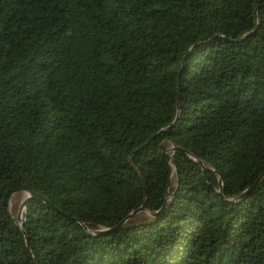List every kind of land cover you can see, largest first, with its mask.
Returning <instances> with one entry per match:
<instances>
[{
  "label": "trees",
  "instance_id": "16d2710c",
  "mask_svg": "<svg viewBox=\"0 0 264 264\" xmlns=\"http://www.w3.org/2000/svg\"><path fill=\"white\" fill-rule=\"evenodd\" d=\"M263 174L264 0H0V264H264Z\"/></svg>",
  "mask_w": 264,
  "mask_h": 264
},
{
  "label": "water",
  "instance_id": "95a60500",
  "mask_svg": "<svg viewBox=\"0 0 264 264\" xmlns=\"http://www.w3.org/2000/svg\"><path fill=\"white\" fill-rule=\"evenodd\" d=\"M256 11H257V8L255 9V18L257 17V14H256ZM177 110L179 109V94L177 95ZM176 118H177V116H176ZM176 118L174 119V121L171 123V125H169L167 128H165V129H163V130H161V131H166L167 129H169L170 127H172L173 125H174V123H175V121H176ZM169 150H171V152H176V151H178V150H181L180 148H178V147H173V146H171V148H166V149H164V151H163V153H167ZM167 159L169 160V162H170V164L172 165V167H174V162H173V159H172V155H167ZM130 161H131V159H129ZM200 164H202L201 162H200ZM264 175V174H263ZM260 179V177L257 179V181L256 182H258V180ZM221 184H222V182H221V179H219V185H220V187H221ZM256 184V183H255ZM255 184H253L252 186H250L246 191H245V193L246 192H248V191H250L251 189H252V187H254V185ZM26 193H27V197L24 199V201L22 202V204H21V206H20V213L16 216V217H13V220L19 225V227H20V229L22 230V232L24 233V238H25V244H26V248H27V250H28V252H29V255H30V257H31V259H32V261H33V264H35V262H34V260H33V255H32V253H31V250H30V245H29V239H28V237L26 236V234H25V232H24V230H23V227H22V222H23V215L21 216V210H23V212L25 211V208H26V206H27V204H28V201L29 200H31V199H36V200H40V201H42V202H44V203H47V204H49L50 206H51V203L44 197V196H42V195H40V194H37V193H35V192H30V191H26ZM11 199V198H10ZM141 211H145V202H143L142 203V205L139 207V208H137L136 210H133V211H131L122 221H121V223L119 224V225H121L122 223H124L126 220H128L130 217H132L133 215H135V214H137L138 212H141ZM153 214V213H152ZM12 215V214H11ZM118 225V226H119ZM118 226H116V227H113L112 229H99V230H93V231H90V230H88L87 229V231H90V234L91 235H94V234H96V235H102V234H106L107 232H109V231H111V230H113V229H116Z\"/></svg>",
  "mask_w": 264,
  "mask_h": 264
},
{
  "label": "rangeland",
  "instance_id": "374dc122",
  "mask_svg": "<svg viewBox=\"0 0 264 264\" xmlns=\"http://www.w3.org/2000/svg\"><path fill=\"white\" fill-rule=\"evenodd\" d=\"M167 148H171V146H168ZM168 152H171V150H169ZM26 197V192H18L12 195L9 202V209L13 217H16L20 213V206ZM22 215L23 210H21V216Z\"/></svg>",
  "mask_w": 264,
  "mask_h": 264
}]
</instances>
